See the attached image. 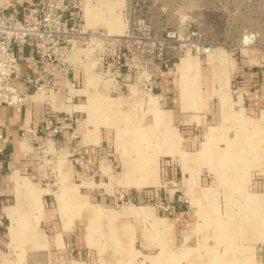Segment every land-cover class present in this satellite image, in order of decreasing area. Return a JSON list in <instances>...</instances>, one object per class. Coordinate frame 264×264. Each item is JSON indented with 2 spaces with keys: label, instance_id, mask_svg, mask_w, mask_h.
I'll return each instance as SVG.
<instances>
[{
  "label": "rangeland",
  "instance_id": "rangeland-1",
  "mask_svg": "<svg viewBox=\"0 0 264 264\" xmlns=\"http://www.w3.org/2000/svg\"><path fill=\"white\" fill-rule=\"evenodd\" d=\"M117 2L87 17L121 48L86 51L75 111L22 136L0 264H264V0Z\"/></svg>",
  "mask_w": 264,
  "mask_h": 264
},
{
  "label": "built area",
  "instance_id": "built-area-1",
  "mask_svg": "<svg viewBox=\"0 0 264 264\" xmlns=\"http://www.w3.org/2000/svg\"><path fill=\"white\" fill-rule=\"evenodd\" d=\"M88 15L80 0H0V104L30 110L39 102L47 116L75 111L73 101L82 95L86 75L79 84L68 74L83 68L82 57L98 41L121 48L122 35L104 41L107 35L91 27ZM24 46H31L36 59L32 89L27 92L14 82L17 50ZM43 121L51 122L46 117ZM8 141L0 132V151Z\"/></svg>",
  "mask_w": 264,
  "mask_h": 264
},
{
  "label": "crops",
  "instance_id": "crops-1",
  "mask_svg": "<svg viewBox=\"0 0 264 264\" xmlns=\"http://www.w3.org/2000/svg\"><path fill=\"white\" fill-rule=\"evenodd\" d=\"M13 1L14 0H11V2ZM25 1L34 3L36 0ZM80 2L81 5L85 7L86 13L87 10L90 9H102L93 2L92 4L88 3L87 0H80ZM17 55L19 63L14 82L21 91L27 92L32 89L36 74L34 70L36 59L31 46L18 48ZM68 76L77 80L79 84H82L84 81L80 71H74L68 74ZM42 120L43 107L39 102L33 103L30 110L24 106L0 104V132L9 139V141L3 145V150L0 151V245L5 239L12 237L9 234V227L12 223L17 225L16 227L24 223L23 220H21L23 216V207L25 206L24 202L31 198L26 195V192L33 186L28 183L27 180L25 181L26 178L18 174L25 164L26 158V154L23 151L24 142L22 141V136L25 134L28 127H36ZM35 139L37 140V137H35ZM185 161L188 164L189 159L185 158ZM164 168L167 176L172 177L174 175L171 169L172 167L169 166V162L164 164ZM66 172L70 174L67 169ZM34 184L37 187V184ZM37 190L42 191L38 187ZM40 195L41 192L39 198ZM20 232L16 244L20 239H24Z\"/></svg>",
  "mask_w": 264,
  "mask_h": 264
},
{
  "label": "bare ground",
  "instance_id": "bare-ground-1",
  "mask_svg": "<svg viewBox=\"0 0 264 264\" xmlns=\"http://www.w3.org/2000/svg\"><path fill=\"white\" fill-rule=\"evenodd\" d=\"M117 1L118 0H87V2L90 3V4H92V2H93L95 5H97L99 7H102V8H107V9L112 8L113 6L117 5V3H118ZM110 19H109L108 22L115 24V17H111ZM113 28H115V27H113ZM187 66H190L191 68H195L196 67V59H195V57H193L191 59H188V60L180 61V63L178 64V67L180 69L184 68V67H187ZM141 182H142V178L138 179L135 183H137L139 185V184H141ZM134 209H138V208L134 207ZM262 224L264 225V219L262 220ZM15 231H16V225L12 223L11 226L9 227V234L11 236H14ZM229 263L235 264L236 261L229 262ZM225 264H228V262H225Z\"/></svg>",
  "mask_w": 264,
  "mask_h": 264
}]
</instances>
